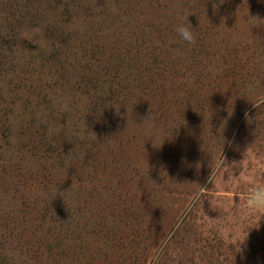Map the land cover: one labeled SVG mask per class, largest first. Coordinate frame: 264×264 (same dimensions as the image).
I'll use <instances>...</instances> for the list:
<instances>
[{
    "label": "rangeland",
    "instance_id": "rangeland-1",
    "mask_svg": "<svg viewBox=\"0 0 264 264\" xmlns=\"http://www.w3.org/2000/svg\"><path fill=\"white\" fill-rule=\"evenodd\" d=\"M190 3L196 46L173 31ZM246 14L264 0H0V264H264V211L187 210L197 184L235 203L209 183L223 143L243 187L264 183V24L252 41ZM134 97L137 125L175 118L161 144L123 132Z\"/></svg>",
    "mask_w": 264,
    "mask_h": 264
},
{
    "label": "clouds",
    "instance_id": "clouds-1",
    "mask_svg": "<svg viewBox=\"0 0 264 264\" xmlns=\"http://www.w3.org/2000/svg\"><path fill=\"white\" fill-rule=\"evenodd\" d=\"M190 14H195L198 16L199 18L198 28H193L192 25L189 23L188 16ZM203 21L209 23L205 9L203 10V13H198L197 11L194 10L193 5L190 3L187 7H185L184 11L178 15L176 23L173 26V31L175 32V34L177 35L180 41L190 46H196L198 41L197 29L201 27ZM258 24H264V20H259L255 17L250 16L249 14H246L240 17L239 30L249 34L252 37V41H255L258 39L251 35L250 29L254 26H257ZM155 43L159 45V41H155ZM190 50L191 49H188L186 51H190ZM170 51L172 55L179 57L183 61V63L191 64L192 62L191 58L186 54V51H181L179 49H171ZM223 68H224L223 62L219 56L211 57L209 58V60L205 61L204 72L210 78H215L220 74H222ZM136 101L137 98L134 97L132 100L130 111L129 108L124 104H120L119 106V108L121 106L126 107L128 113L127 127L123 132H125L130 128L131 129L151 128L153 129V131L147 135L146 140L151 139L153 145L161 144L165 138L170 136L172 130L177 128L175 118H172L167 122L166 130L163 131L157 127L154 120L152 121L148 120L149 114L144 119L143 124L137 125L134 122V117L132 112L133 105L136 103ZM110 103L113 104V101L111 100ZM253 105L256 107V109L264 108V95L257 96L256 100L253 102ZM200 114L203 116L204 119V114L202 113ZM207 114L210 125V120L212 117L211 109L207 112ZM123 132H118L114 136L108 138V143L115 144V138L118 136L119 133H123ZM223 145H222V152L220 154V158L218 162H214L212 164V167L210 168L211 174L209 177V183L213 184V182L216 181L224 189L231 188L235 196V203H232L220 197L215 187L208 188L206 186H201L197 184L198 189L194 195L193 201L188 205L187 210L190 211L192 210L193 207H197V210L200 211L202 215H205L206 218H208L209 220L220 221L228 216H238L239 202L241 199H243L244 207L257 212L264 211V183H260L256 179H253L251 183H249L246 187H243L241 182V176L248 174L247 168L243 166V163L241 161V170L239 172H237L235 168L230 169L225 163V158L223 156ZM85 169L88 172L92 171L90 165L85 166ZM113 183H115V181H113ZM204 201H207L213 210L218 211L220 213L218 218L210 219L209 216L205 214L203 210ZM262 217L264 216H261L260 219ZM248 230L249 228L246 229L247 233ZM246 236L247 235H244L242 240L237 237L235 239V244H232L230 241L229 243L230 249L234 250L236 247L240 249V245L244 242ZM158 260H159V253L156 252L153 254L152 257L153 264H157Z\"/></svg>",
    "mask_w": 264,
    "mask_h": 264
},
{
    "label": "trees",
    "instance_id": "trees-1",
    "mask_svg": "<svg viewBox=\"0 0 264 264\" xmlns=\"http://www.w3.org/2000/svg\"><path fill=\"white\" fill-rule=\"evenodd\" d=\"M84 37V38H83ZM83 37H81L82 39H85V38H88L87 37V35H83ZM26 68L28 69V70H26L28 73H31V70H29L30 68H31V66L30 65H28V66H26ZM22 69V68H21ZM23 70V69H22ZM27 72H23V73H27ZM23 89V88H22Z\"/></svg>",
    "mask_w": 264,
    "mask_h": 264
}]
</instances>
